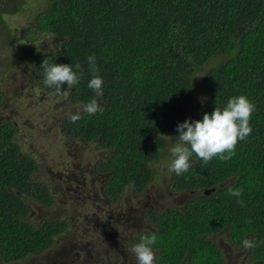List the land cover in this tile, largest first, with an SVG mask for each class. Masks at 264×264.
Wrapping results in <instances>:
<instances>
[{
  "label": "trees",
  "instance_id": "1",
  "mask_svg": "<svg viewBox=\"0 0 264 264\" xmlns=\"http://www.w3.org/2000/svg\"><path fill=\"white\" fill-rule=\"evenodd\" d=\"M43 1L33 30L55 40L30 56L37 84L52 89L43 83L44 60L82 65L81 82L71 89L65 85L67 99L82 104L98 99L103 111L72 112L61 127L109 153L97 170L110 176L105 186L110 198L125 184L137 191L149 185L156 175L152 166L167 136L177 135L179 122L200 119L240 94L256 105L252 133L238 142L230 160L214 158L204 165L194 156L187 173L172 175L170 188L190 198L183 206L153 209L155 229L148 233L158 237L156 264H178L183 258L188 264H222L220 249L207 237L220 232L234 245L252 237L253 258L264 260V0ZM4 13L0 8V21ZM90 54L104 80L99 98L87 87L94 74ZM76 113L81 119L72 123L69 116ZM14 136V124L1 120L4 262L42 253L66 228L63 219L35 223L28 215L30 201L49 205L51 200L47 186L33 178L35 159L21 151ZM211 188L206 195L204 189ZM230 188L243 190L246 206L236 203Z\"/></svg>",
  "mask_w": 264,
  "mask_h": 264
},
{
  "label": "rangeland",
  "instance_id": "2",
  "mask_svg": "<svg viewBox=\"0 0 264 264\" xmlns=\"http://www.w3.org/2000/svg\"><path fill=\"white\" fill-rule=\"evenodd\" d=\"M13 1L8 5L9 0H0V8L6 12L0 21V90L4 97L0 101V121L8 119L15 125L19 148L38 164L33 178L47 186L52 198L53 203L47 206L30 201V218L35 223L63 219L70 228L42 255L16 262L0 259V264H56V258L66 262L57 264H137L130 247L123 250L118 246L119 238L146 225L141 219L146 217L144 209L183 206L190 198L186 193L173 192L168 185L169 138L152 166L156 175L151 184L138 194L128 190L120 202L110 203L102 190L105 176L95 171V165L109 153L95 142L70 138L61 127L63 117L83 110L85 104L68 101L67 91L57 94L37 84L30 56L51 48L55 40L52 35L33 30L44 1ZM130 207L139 208L137 228L132 224L135 214L125 212ZM116 210L122 211V217L114 214ZM125 215H130L128 221L123 220ZM102 221L106 224L99 229ZM219 240L226 248V239Z\"/></svg>",
  "mask_w": 264,
  "mask_h": 264
},
{
  "label": "clouds",
  "instance_id": "3",
  "mask_svg": "<svg viewBox=\"0 0 264 264\" xmlns=\"http://www.w3.org/2000/svg\"><path fill=\"white\" fill-rule=\"evenodd\" d=\"M87 63L93 71L87 87L93 90L97 98L103 96L104 80L98 73L97 59L95 54L87 57ZM43 83L52 88L57 94H66L65 85L68 89L78 85L83 76L84 69L77 62L74 66L70 63H56L44 60ZM256 105L243 94L230 97L222 107H216L212 112H205L200 119L186 118L176 125L177 135L169 138L168 171L180 176L187 173L192 167V158H199L204 165L214 158L227 161L236 152L238 142L244 141L252 133L250 119ZM83 111L89 115L103 111L98 99H92L84 105ZM69 119L72 123L81 119V114H71ZM105 150V149H104ZM232 196L236 197V203L241 207L246 206L241 199L242 189H229ZM158 237L155 233H146L134 243L131 251L137 264H156L157 257L154 248ZM242 245L246 249L255 248L256 244L251 239H244Z\"/></svg>",
  "mask_w": 264,
  "mask_h": 264
},
{
  "label": "flooded vegetation",
  "instance_id": "4",
  "mask_svg": "<svg viewBox=\"0 0 264 264\" xmlns=\"http://www.w3.org/2000/svg\"><path fill=\"white\" fill-rule=\"evenodd\" d=\"M15 126V125H14ZM15 131H16V127H15ZM70 137V136H69ZM70 138H72V137H70ZM14 139H15V136H14ZM72 139H75V140H82L83 142H93V141H86V140H84V139H82V138H72ZM15 142H16V140H15ZM17 143V142H16ZM96 143V142H95ZM18 145V144H17ZM102 148H100V150H101ZM25 153V152H24ZM29 155V154H28ZM160 156H161V154H160ZM35 159V158H34ZM107 159V158H106ZM106 159H103V160H101L100 162H103V161H105ZM160 159V158H159ZM35 161H36V159H35ZM100 162H98L97 163V165H95V171L97 172V173H99L98 172V170H97V166H98V164L100 163ZM157 162V161H156ZM36 164H37V162H36ZM37 168H38V164H37ZM37 168H36V170H37ZM36 172V171H35ZM35 174V173H34ZM100 174H102V175H104L105 176V181H104V185H103V194H104V196H105V198L110 202V203H118V202H120L121 201V199H122V196L126 193V191H128V190H131V191H133V192H135V193H140V192H142L143 190H145L151 183H149V185L147 186V187H145L144 189H142V190H140V191H137V190H135V188H133V186H131V185H129V184H125V186H123V188L121 189V191H119V193L116 195V197L115 198H110L108 195H107V193H106V183H107V181H108V179L110 178V176L109 175H107V174H105V173H100ZM174 173H171L170 174V176L168 177V179H167V181H168V185H169V187H170V182H171V177H172V175H173ZM164 177V176H163ZM166 180V179H165ZM151 182H152V180H151ZM172 190V189H171ZM207 189H204V193L207 195V194H209L210 193V191L208 192V193H206L205 191H206ZM173 192H180V191H174V190H172ZM183 193V192H182ZM189 199V198H188ZM50 200H51V204L53 203L52 202V198H50ZM41 205H44V206H47V205H45V204H42L41 203ZM139 208H140V206H139ZM139 208H137V209H133L132 207H130L129 209L130 210H125V212L126 211H128V212H130V213H134L135 215L132 217V224H134V227H138V223H139V221H138V218H140L139 216L140 215H137V211L139 210ZM144 209V208H143ZM153 209H156V208H150V209H144L145 211H146V217L144 216H142V220L143 221H145L146 222V225H143V227H141V230L140 229H138V231H132L129 235H127V236H124V238L123 237H121V238H119V241H118V246H120V248L122 249V247H123V250H124V247H125V249H127V248H129L130 247V250H131V248H132V246H133V244L134 243H136V242H138L139 241V238H140V236H142V235H144V234H146V233H148L149 231H154V226H153V224L151 223V219H150V213L152 212V210ZM158 210H160V209H158ZM121 210H116V212L114 213V214H116L117 213V215L119 216V217H122V215H121ZM28 215L30 216V205H29V212H28ZM118 216H117V219H118ZM128 217H130V215L129 216H124L123 218V220H126V221H128L129 220V218ZM53 219V218H52ZM56 220H60V219H56ZM42 221V220H41ZM105 221H102V222H99L98 223V226H99V229H101L100 227H104L105 226ZM70 226V224L68 223V222H66V228L62 231V232H60L59 234H56L55 236H54V239H53V245L56 243V241H57V238L61 235V234H63V233H65L66 231L68 232V229L70 228L69 227ZM207 237L208 238H210V239H212L213 240V242L214 243H216V245L218 246V248L220 249V251H221V254H222V264H250V263H252V264H264V260H261V259H256V258H253L254 256V254H253V251H252V248L251 249H246V248H244L243 247V245L241 244V245H234L232 242H230L229 240H228V238H227V236H226V233H225V235H224V233H222V232H220V233H217V234H211V235H207ZM212 237V238H211ZM222 237L223 238H225L226 240V242H224L225 244H227V247L226 248H222L221 246H224V245H221V243H220V240L219 239H222ZM249 238V237H248ZM247 237H245V239H248ZM249 239H251L252 240V237H250ZM261 243H263L264 244V239L261 241ZM52 245V246H53ZM51 246V247H52ZM51 247H49L48 249H50ZM48 249H46L45 251H43L42 253H40V254H38V255H42L43 253H45ZM154 251H155V255H156V257H157V255H158V250H156V249H154ZM123 253V252H122ZM122 253L120 252V255H122ZM38 255H32V256H38ZM27 258V257H26ZM23 259H25V258H23ZM23 259H21V260H23ZM21 260H19V261H21ZM12 262H16V261H12ZM55 263L57 264V263H66V262H64L63 260H60L59 258H56V261H55ZM89 264H96V263H93V262H91V263H89ZM178 264H188L187 263V259L186 258H183V260L181 261V262H179Z\"/></svg>",
  "mask_w": 264,
  "mask_h": 264
},
{
  "label": "water",
  "instance_id": "5",
  "mask_svg": "<svg viewBox=\"0 0 264 264\" xmlns=\"http://www.w3.org/2000/svg\"><path fill=\"white\" fill-rule=\"evenodd\" d=\"M214 190L213 188L207 189L205 192L208 193L209 191Z\"/></svg>",
  "mask_w": 264,
  "mask_h": 264
}]
</instances>
